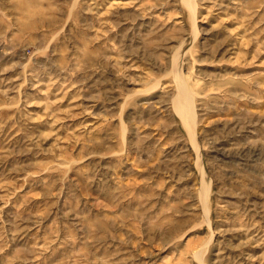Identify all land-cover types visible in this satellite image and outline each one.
Wrapping results in <instances>:
<instances>
[{
  "label": "rangeland",
  "instance_id": "obj_1",
  "mask_svg": "<svg viewBox=\"0 0 264 264\" xmlns=\"http://www.w3.org/2000/svg\"><path fill=\"white\" fill-rule=\"evenodd\" d=\"M0 264H264V0H0Z\"/></svg>",
  "mask_w": 264,
  "mask_h": 264
}]
</instances>
